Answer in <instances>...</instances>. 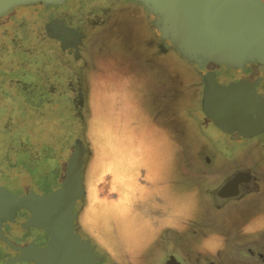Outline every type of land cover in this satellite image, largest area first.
Wrapping results in <instances>:
<instances>
[{
	"label": "rangeland",
	"instance_id": "1",
	"mask_svg": "<svg viewBox=\"0 0 264 264\" xmlns=\"http://www.w3.org/2000/svg\"><path fill=\"white\" fill-rule=\"evenodd\" d=\"M15 30L0 33V73L5 72L0 77V109L10 112L0 117V181L6 174L13 178L11 182L31 189L28 171L21 166L11 170L18 158L12 155V162L7 161L4 153L17 148L33 162L44 156L45 150L38 149L45 144L62 148L63 177L77 138L86 150L82 182L87 191L79 226L103 236L110 254L125 264L129 259L133 264H167L170 257L180 264H264V156L252 163L258 172L237 197L220 196L223 180L236 171H250L241 157L229 158L244 145L201 119V130L228 156L230 165L217 182L199 177L207 166L205 159L179 152L182 147L177 141L168 143L181 131L176 132V125H163L162 115H152V106L160 99L157 93L179 86L172 71L162 66L166 64L137 62L117 54L110 44L95 41L86 50L90 87L81 106L76 93L57 88L68 78V71L48 53V46L54 44L38 47L47 42L43 23L33 17ZM15 35L25 39L24 47H13ZM24 73L29 77L26 83L18 78ZM190 73L200 85L196 74ZM227 75L228 79L245 77L232 69ZM36 77L43 83L40 93L34 94L33 105H24L25 90H38ZM166 102L164 109L175 104V100ZM32 137L38 140L27 148L24 143ZM215 158L218 165L220 159ZM214 161L209 157L210 163ZM155 179L162 183L158 190L151 182ZM125 182L128 197L123 193L117 199L115 188ZM126 233L131 241H125Z\"/></svg>",
	"mask_w": 264,
	"mask_h": 264
},
{
	"label": "flooded vegetation",
	"instance_id": "2",
	"mask_svg": "<svg viewBox=\"0 0 264 264\" xmlns=\"http://www.w3.org/2000/svg\"><path fill=\"white\" fill-rule=\"evenodd\" d=\"M122 1H125V5ZM33 17H37L43 23V30L46 35L45 40L47 41L45 43L41 42L38 47L40 48L41 45L46 43H53V47L48 46V50L50 51L48 53H51V57L53 56V58H56V65L58 67L66 68L68 71L66 73L68 78L63 79L60 84L61 87L58 86L57 88L62 90L66 89L67 91L70 90L76 93L81 106L82 102L84 104L86 103L87 97L85 94L87 95L86 92L90 87V67L86 50L91 44H94L95 41L110 44L118 51L116 52L117 54L129 55L131 59L137 62L143 61L153 66L166 64L162 66H167V69L172 71L175 78L178 79L177 83L179 86H176L174 89L167 88V90L162 93H157L160 99H157L155 105L153 104L152 115L154 116L155 113L157 116L158 114L162 115L163 125H176V132L178 133L181 131V135L178 133L171 136V140L168 141V143L177 141L178 145L180 143L182 147L181 149L179 148V152L187 155H200L205 159V165L207 166H216L215 156L219 157L220 160L224 159L226 161H229V158L231 160L238 156L241 157L243 159L242 162L248 164V170L250 171H246L247 169L236 171L229 178L223 180L224 186L235 180L238 174L246 175L247 177L242 178L239 184V194L241 192V187L250 183L253 173L256 174L258 172L255 165L252 163L257 160L259 162L260 159H263L264 129L261 133L250 138L245 143H239V145H244L242 150L238 152L239 154H233L228 158L227 155L222 153V150L215 145V142L201 130V119L204 118L209 121L202 108L204 87L201 77L173 48L169 47L168 44L156 36L152 22L142 6L127 0H66L63 5L52 6L45 9L41 7L19 8L14 10L8 17L0 20V33L7 32L11 28L13 31L16 29L15 33H17L19 28L21 29L22 25L26 24L27 21ZM125 34H127V39H125ZM24 40L25 39H22V41L19 40L18 35H15V38L11 39L10 43L15 48H22L25 45ZM228 70L229 68L227 67H221L216 72L215 79L219 86L224 88L239 82L255 84V93L264 102V67L258 64H250L243 70H235L245 75V77L239 76V78L236 79H228ZM191 71L196 74L200 80V85L194 83V78L190 73ZM17 74L19 73L17 72ZM54 74L55 71L48 75V77L52 78L55 76ZM4 75L5 72L0 73V77L4 78ZM6 75L10 76V74L7 73ZM18 78H21V82L26 83L29 77L24 73L22 77ZM38 81V90L26 89V92L22 94L25 98V100L22 101L24 105L25 102H31L33 105L37 100L34 94L38 93L43 86L41 80L38 79ZM46 84L47 86L50 85L49 82ZM49 90L50 93L53 91L51 89ZM164 94H166L165 97H162ZM21 98L24 99L22 96ZM169 100H175L173 107L170 108L168 106L165 109L162 108L164 103ZM175 107H178L176 112L174 111ZM209 123L211 122L209 121ZM85 130L86 128L83 129L81 133H84ZM228 137L230 138L229 135ZM76 141L79 140L77 139ZM232 141L238 143L237 140ZM83 149L82 167L79 176L82 189L85 191V196L78 199L72 208V214L75 216L72 222L73 233L79 236L80 242L89 243L90 250L100 259L93 264H125L114 253L110 254V249L106 248L107 244L103 236L97 232L86 233L79 226L80 217L83 212L82 203L87 196V191L83 187L82 182L86 153L84 146ZM45 151L47 153L39 159L43 177L39 179L34 176L32 172H28L30 183L33 186L31 189H23L18 183L11 182L13 179L11 176H3L4 180L0 181V188L5 189L16 197L27 196L30 192L38 196H46L58 190L66 174L65 168V173L62 177L63 158H61V153L63 150L62 148H52L46 149ZM72 153L65 161L66 167ZM209 157H214L215 161L210 163ZM221 168L222 167L219 166L218 176L223 178L227 172ZM141 174H143V171H141ZM142 184L143 182H141V185ZM126 186L127 183L125 182L122 185L116 186V188L114 187L118 191L116 195L117 199H122L123 193L128 197ZM31 217L32 215L28 210L20 209L11 220L7 218H2L0 220L1 232L6 238V241L0 238V264H5L11 259L20 257V251L22 249L34 246L39 250H43L47 247L49 236L44 230L36 227H25ZM123 233L124 231L121 234ZM126 235L125 241H131L129 235L127 233ZM119 238L120 237H118V239ZM120 240H122V238ZM129 262L133 264L130 259ZM17 264L35 263L20 261Z\"/></svg>",
	"mask_w": 264,
	"mask_h": 264
},
{
	"label": "water",
	"instance_id": "3",
	"mask_svg": "<svg viewBox=\"0 0 264 264\" xmlns=\"http://www.w3.org/2000/svg\"><path fill=\"white\" fill-rule=\"evenodd\" d=\"M66 0H0V20L19 8L60 6ZM144 8L156 36L199 74L203 84L202 108L206 118L232 140L245 143L264 129V102L255 93V84L239 82L227 87L217 83L221 67L243 70L247 65L264 67V3L262 0H127ZM84 149L76 141L67 162L61 187L46 196L30 192L16 197L0 188V220H11L20 209L32 217L25 227L44 230L49 241L39 250L31 246L20 257L5 264H93L100 260L89 243L73 233L74 203L85 196L80 180ZM244 174L224 185L225 198L239 195ZM0 238L2 235L0 224ZM167 264H180L174 257Z\"/></svg>",
	"mask_w": 264,
	"mask_h": 264
},
{
	"label": "trees",
	"instance_id": "4",
	"mask_svg": "<svg viewBox=\"0 0 264 264\" xmlns=\"http://www.w3.org/2000/svg\"><path fill=\"white\" fill-rule=\"evenodd\" d=\"M60 110H61V108H60ZM9 114H10L9 109H6L5 107H3V108L0 109V117H4L5 118ZM20 114H23V112H21ZM73 131L74 130H72V132ZM72 132L70 134H72ZM69 138L70 137H67V138H65V140L67 141ZM31 139H32V141H30V142L26 141L24 143V144H26V147L27 148H29V147L31 148L32 145L35 142H37V140H38L37 137H32ZM76 140H77V138L75 139V141ZM14 142L17 143V147H20L21 146L20 145L21 142H18V141H14ZM52 146L53 145L50 146V145H46L45 144V145L41 146V148H39L38 151L39 150H42L43 151V149L46 150V149H52V148H54ZM44 152L47 153L46 151H44ZM22 154H23V151L22 150H19L17 148H14L12 151L11 150L10 151H6L4 153V157L7 159V161H11L12 162V155H14V158H16V160H17V158L19 160V158H23L22 156H24V155H22ZM18 160L15 163H13V164L10 165V166H12L11 170H15L16 168H18V167L21 166V168L26 169L28 172H32L33 175L36 176L37 178L41 179V177H43V172H42L41 166H40V164H41L40 160H36V161H33V162H29L30 159L29 158H26V157H24L23 159H21L19 161ZM228 162L229 161H226L224 159H221L220 160V163L218 165H216V166H212L211 165V166L203 167L199 171V177L200 178H205V179L207 178L211 182H214V181L217 182L220 179V177L218 176L219 166L222 167L221 169H226L230 165V163H228ZM22 165H23V167H22ZM216 170H217V172H216ZM151 182H153L156 185V190H158L159 187H162V183H161V181L159 179L151 180ZM161 191H162V189L159 190V192H161Z\"/></svg>",
	"mask_w": 264,
	"mask_h": 264
}]
</instances>
